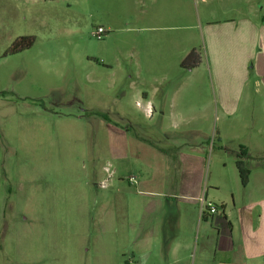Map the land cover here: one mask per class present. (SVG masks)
I'll return each mask as SVG.
<instances>
[{
    "label": "rangeland",
    "instance_id": "rangeland-1",
    "mask_svg": "<svg viewBox=\"0 0 264 264\" xmlns=\"http://www.w3.org/2000/svg\"><path fill=\"white\" fill-rule=\"evenodd\" d=\"M147 8L142 0H0V179L24 196L22 215L12 214V198L5 211L7 237L20 234V264H136L146 241L149 253L155 241L197 239L201 201L197 215L168 226L190 192L182 185L197 180V132H184L172 116L151 117L136 97L146 90L144 65L155 61L146 54L153 31L146 17L129 16ZM99 25L102 39L94 35ZM180 30L188 32H173ZM194 36L204 56V36ZM159 60L173 79L198 77L201 95L211 98L206 69L176 75L175 61ZM170 89L168 81L160 86V103ZM203 121V199L207 191L206 202L214 194L230 202L229 190L241 188L240 178L233 181L236 155L215 140L216 115ZM138 191L162 206L144 209L147 196ZM49 195L56 196L52 228L36 208ZM148 257L145 264H157L166 254Z\"/></svg>",
    "mask_w": 264,
    "mask_h": 264
},
{
    "label": "crops",
    "instance_id": "crops-1",
    "mask_svg": "<svg viewBox=\"0 0 264 264\" xmlns=\"http://www.w3.org/2000/svg\"><path fill=\"white\" fill-rule=\"evenodd\" d=\"M142 1L148 8L131 10L129 18L148 19L151 24L149 30L153 32L146 43V54L155 61L148 60L144 65L146 90L141 93L143 89L140 88L136 97L142 95L146 112L151 117L172 116L180 126L186 127L184 132H197V180L183 184L184 190L190 192L180 197L192 210L179 207L177 217H171L169 228L176 230L182 219L192 215L193 211L198 214L197 206L203 198L200 153L204 149L203 138L208 134L203 128V120L210 112L216 115L214 137L221 150L234 153L235 164L239 162L244 168L247 165L248 174L241 188L235 186L229 190L230 202L218 198L217 194L211 195L213 204L219 207L217 213L201 211L200 203L197 239L186 243L175 239L169 244L155 241L149 253L151 241H146L139 249L141 259L136 264H145L148 256L162 253L166 254V259L159 257L157 264H264V0ZM174 29H188V32L180 30L175 33ZM197 30L204 36V56H201L197 67L187 72L203 76L206 69L211 87L209 99L201 95L196 84L198 77L196 80L194 75H189L191 80L188 83L182 78L173 79L170 67L166 68L162 64L165 61L159 60L162 54L164 58L175 61L173 69L176 75L179 70H187L179 66L191 50L197 49L194 36ZM167 81L171 89L160 103V86ZM187 90L191 94L188 95ZM0 176L3 177L1 173ZM234 176L236 185L240 178L237 167ZM213 187L218 190L220 185L214 183ZM138 194L147 196L144 209H149V212L155 210L157 204H161L160 207L163 204L160 199L154 201L155 197L150 198L154 195L152 192L138 191ZM22 195L18 186H7L6 180L0 179V264H20L26 258L21 253L20 234L18 237V232H12V237L8 238L5 222V211L11 198L12 214L22 215ZM158 195L169 196L164 193ZM208 195L209 192L205 191L204 198ZM36 197L41 198L40 195ZM43 198L36 202V208L39 213L43 210L49 215L47 220L52 228L56 196ZM22 218L26 220L25 216ZM137 227L134 225V229ZM150 229L153 233L154 226ZM145 254L148 255L144 257Z\"/></svg>",
    "mask_w": 264,
    "mask_h": 264
},
{
    "label": "trees",
    "instance_id": "trees-1",
    "mask_svg": "<svg viewBox=\"0 0 264 264\" xmlns=\"http://www.w3.org/2000/svg\"><path fill=\"white\" fill-rule=\"evenodd\" d=\"M21 40H23V37H21L20 41H17L15 45L19 44ZM30 44L31 43H28L26 44V46L28 47ZM200 62H201V56L199 52L193 49L184 57V59L180 63V66L183 69L189 70L197 67L200 64ZM236 167L239 173L241 183H244L246 176L248 174V170L244 168L239 162H237Z\"/></svg>",
    "mask_w": 264,
    "mask_h": 264
},
{
    "label": "built area",
    "instance_id": "built-area-1",
    "mask_svg": "<svg viewBox=\"0 0 264 264\" xmlns=\"http://www.w3.org/2000/svg\"><path fill=\"white\" fill-rule=\"evenodd\" d=\"M105 32H106V29L103 26L99 25V26L96 27V29L94 31V35L97 37V39H102V37L104 36ZM201 206H202V210L204 208H206V210H208L209 213H211V214H214V213L218 212V207L215 204L211 203V202H206L205 198L204 199L201 198ZM262 262L264 263V256L262 258Z\"/></svg>",
    "mask_w": 264,
    "mask_h": 264
}]
</instances>
